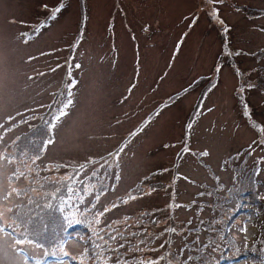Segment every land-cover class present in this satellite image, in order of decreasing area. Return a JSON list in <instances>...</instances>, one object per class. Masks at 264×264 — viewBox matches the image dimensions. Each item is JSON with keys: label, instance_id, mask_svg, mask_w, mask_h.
<instances>
[{"label": "rangeland", "instance_id": "374dc122", "mask_svg": "<svg viewBox=\"0 0 264 264\" xmlns=\"http://www.w3.org/2000/svg\"><path fill=\"white\" fill-rule=\"evenodd\" d=\"M44 5L48 8L45 9ZM58 6V0H0V97L7 95L5 105L9 103L11 109L17 107L18 111L16 114V111L0 114L3 119L12 117L9 121L11 128L0 134V138L8 135L9 140L7 145L0 147V157H4L0 159V212L4 213L0 217V227L5 228V232L0 233V262L25 264L27 258V264H182L183 261L192 264L194 260L199 264H262L264 202L259 197L261 190L264 192V55L258 60L255 58L260 54L253 56L251 52L264 45V36L257 27L264 24V11L258 10L264 9V0H223V3L216 4L223 19L236 25L226 34H222L216 20L209 17L210 8L204 0H86L84 5L81 0H72L51 19L52 23L42 29L31 45L22 43L23 29L46 17ZM192 16L198 23L187 32L185 41L176 44V38ZM83 17L81 37L72 56L74 64L65 66L64 60L69 50L75 47V34ZM127 25L131 26L140 44L129 41ZM112 32L115 34L108 37ZM229 37L235 39L240 49L238 58H235L236 65L230 54H223L225 50L222 52ZM113 43L120 54L116 69H123L115 76L106 70L111 65ZM70 45H73L71 49ZM103 56L106 59H102ZM219 56L223 59L220 84L211 95L212 104L216 106L208 114L201 115L205 102L190 110L194 97L202 88L200 84L192 90L190 86L185 88L187 93L177 101L184 104L182 108L177 109L174 105L163 111L166 107L156 120L144 123L148 108L154 102L156 107V102L164 101L165 97L161 99L162 95L158 93L178 83H192L208 75ZM77 61H80L79 67H76ZM204 65L205 73L202 74L200 71ZM239 65L243 70L241 77L236 71ZM75 73L80 77L75 90L77 107L72 112L70 105L64 109L66 115L60 117L64 122L57 128L56 141L42 155L41 144L51 134L48 119L38 128L36 122H23L16 128L15 125L25 114L43 110L37 106V101L42 107L48 106L47 113L59 115L63 103L70 99L67 91ZM134 74L140 78L137 87L131 93L124 92V76ZM122 79L123 82H119ZM118 82L123 91L116 90ZM244 83L241 94L238 90ZM153 86L156 88L151 91ZM246 111L248 115H245ZM189 115H201L203 119L191 132L193 146L203 140L207 147L203 152L208 153V149L217 151L210 153L204 164L202 158L192 161V155L180 151L187 141L182 136L178 139L177 135ZM116 121L120 125H130L118 130L114 128ZM171 140L175 141L174 146ZM125 141L127 147L122 153L118 151L119 159L114 158L128 163L131 170L118 173V177L123 174L120 181L124 185L106 197L103 204L107 205L105 208L116 204L117 196H123L128 187L135 190L141 184L140 190L148 196L139 205L154 212L156 219L144 217L141 211V225L133 226L131 238L123 241L117 227L121 221L119 213L110 223L102 220L96 223L83 214L84 228L94 235L91 237L86 231L70 232L57 243L54 235L59 237L62 232L54 224L61 223L64 227V209L81 192L85 194V189L96 179L95 169L99 161H95L114 153ZM15 147L24 150L14 153ZM231 153L236 157L228 161ZM238 161L249 167L244 181L235 176ZM164 162L167 164L161 167ZM153 163H158L155 174L158 180L153 179L154 175L149 177L148 172L153 167H147ZM199 163L203 166L197 167ZM138 167L140 172L131 179L129 173ZM206 171L216 173L215 179L220 181L225 194L210 180L206 185H214L212 192L201 188L198 195L181 198L180 195L195 189L196 180L204 178ZM14 172L19 178L13 177ZM256 172L262 178L259 185L253 180ZM10 177L13 178L10 180ZM205 177L210 178L208 174ZM42 178L54 184L50 192L59 191L62 196L53 204L51 215L44 202L39 208L43 217L52 221V227L47 228L40 220L34 219L35 228L53 230L54 235L46 245L43 242L38 245L39 240L32 239L31 244L13 246L14 235L23 238L22 235L28 232L26 217L39 215L30 212L29 203L33 207L34 201L43 197L42 183L37 182ZM177 178L185 182L180 183ZM169 187L175 188V192L167 193ZM12 188H16L19 194L9 196ZM100 188L95 186V190ZM95 196L93 193L88 203ZM179 197L184 210L177 202ZM157 198V205H154ZM168 198L175 204L166 202ZM126 200L122 197L118 202ZM78 216L79 212L72 210L71 218L74 220ZM193 218L215 221L207 229L200 228L188 240H174L177 236L182 237ZM154 222H157L156 228L149 234L150 230L142 225ZM138 229L142 232H136ZM90 238L97 248L93 252L89 251ZM167 238L173 243L167 249L159 246L154 251L150 248L151 242L159 243ZM119 242H127L130 247L132 244L145 245L151 257L111 258L118 254L113 248ZM107 244L110 248L104 247ZM16 248L24 251L17 253ZM123 252L133 254L132 249ZM47 254L53 256L43 259Z\"/></svg>", "mask_w": 264, "mask_h": 264}, {"label": "trees", "instance_id": "16d2710c", "mask_svg": "<svg viewBox=\"0 0 264 264\" xmlns=\"http://www.w3.org/2000/svg\"><path fill=\"white\" fill-rule=\"evenodd\" d=\"M147 38L149 39L150 38V35L147 34ZM233 42V39H230V43ZM234 42H235V39H234ZM231 46H234V45H231ZM238 74V73H237ZM239 77H241L240 74H238ZM206 78L208 77H203L201 78L199 81H197L196 83H194L191 87H190V90L192 89H195L198 85H200ZM218 78H219V70L218 68H215L213 67L212 68V81L207 85L205 86L204 88H201V92H203L205 94L206 90L209 89V87H211L212 84H215L217 83L218 81ZM240 91L241 94H243V91L241 90V88H239L238 92ZM237 92V94H238ZM204 96L203 97H199V95L197 94L195 97H194V102L192 105H190V110H194V109H197L202 100H203ZM237 102H238V99H237ZM243 102V100L241 101ZM246 105V103H244ZM236 156L234 155H231V156H228V161H232L235 159ZM241 160V159H240ZM239 160V161H240ZM238 161V167L237 169L235 170L236 171V178H238L239 180H243L244 181V177L245 175L249 172V167H244L240 164V162ZM218 176V175H217ZM253 180L255 183H257V185H259L261 182H262V178L260 177L259 175V172H256L253 174ZM216 185H218L219 187V190L220 192L224 195L225 194V190L222 188V185L220 183V181L218 182H214ZM54 184H49V183H42V190L44 192V195L42 198H40L39 200H35L34 201V204H33V207L30 208V212L33 213V214H39L38 216H31L28 217V219L26 220L25 224L28 226V228L30 230H33V228H35V221L34 219H38L40 220L41 223H43V219L41 218V213L39 212V208L41 206V204L44 202L45 204V209L46 210H51L52 207H53V204L55 203L56 201V197H57V194H59V191H55V192H50V188L53 186ZM206 189L208 190H211L212 192V189L214 188V185L213 186H207L206 185ZM207 190V191H208ZM206 191V192H207ZM216 194V192H215ZM36 197H34L35 199ZM259 199L261 201L264 202V192L263 190H261L260 192V197ZM215 220H199L197 221L196 223L194 224H191L189 225V228L185 230L184 234L182 235V237H175L174 240H177V242H183L185 239H189L190 236H192L193 234L197 233L198 230L200 228H209L213 223H214ZM262 226L264 228V223H262ZM41 232L39 233H35L34 236H37V237H40V238H43L46 236V232L45 230H40ZM171 244V241L167 238L166 240H163V243H162V247H165L167 249V247ZM187 262L186 261H183L182 264H186ZM192 264H199L197 261L194 260V262ZM262 264H264V260L262 262Z\"/></svg>", "mask_w": 264, "mask_h": 264}, {"label": "snow or ice", "instance_id": "6c2138e0", "mask_svg": "<svg viewBox=\"0 0 264 264\" xmlns=\"http://www.w3.org/2000/svg\"><path fill=\"white\" fill-rule=\"evenodd\" d=\"M204 3H205L206 6H208V8H210V10L208 11L209 17L212 18L213 20H218L219 9L216 8L215 5L216 4H219V3H223V0H204ZM44 7H45V9L48 8L47 5H44ZM62 7H63V5H60V6L56 7L55 9H53L50 12V18L54 19L55 16H56V14L61 11ZM202 10H207V9H202ZM196 19L197 18H193V20H192V23L193 24L195 23ZM218 22L220 24H223V21L222 20H218ZM191 26L192 25L190 24L189 27H191ZM225 31H227L226 28H225ZM22 35H24L25 37H27L28 34L27 33H24ZM24 42L27 43V39H25ZM76 67H79V65H76ZM53 71H54V69H53ZM40 75H43V73H41ZM29 79H31V77H29ZM185 91H187V90H185ZM71 95H72V93L69 91L68 92V96L70 97ZM71 104H72V100L71 99H67L66 102L63 103V105H62V108H61V110L59 112V115L58 116H55L53 119L54 120H59L60 117H63L64 115H66L64 109H67L69 107V105H71ZM245 115H248L247 111L245 112ZM9 119H12V117H9ZM191 126H192L191 124L188 125L189 128H191ZM51 127H55V125L52 124ZM51 142H52L51 140L48 141V143H51ZM120 151L122 152L123 149H120ZM184 151L187 152L188 151V148L185 147L184 148ZM200 155L206 156V155H208V153L205 151L203 153H200ZM117 156H119V153H117ZM0 159H4V157H0ZM19 176H23V173H19ZM13 177L19 178L17 176V173H15V172L13 173ZM13 177H10L9 179L11 180ZM118 178L119 177H117V179ZM12 193H16L17 195L19 194L16 188H12V191L10 193H8V195L10 196ZM4 198L7 199V196L4 197ZM97 199H98V197H97ZM113 207H115V205H113ZM108 210L109 209L105 208L104 209V212H107ZM3 215H4V213L3 212H0V217H3ZM99 215H103V212L99 213ZM96 223H99V219L98 218L96 219ZM8 227H11V225H9ZM171 231H174V229H171ZM4 232H5V228L4 227H0V233H4ZM8 235L9 236H13V233H8ZM26 242L29 243V244L33 243V241L31 239H29L27 236H23V238L13 237V246H15V245H22V244H24ZM0 264H2V262H0ZM25 264H27V258L25 260ZM150 264H151V262H150Z\"/></svg>", "mask_w": 264, "mask_h": 264}]
</instances>
